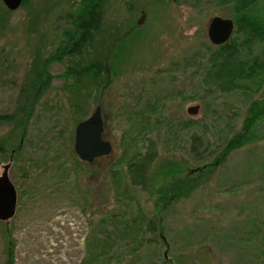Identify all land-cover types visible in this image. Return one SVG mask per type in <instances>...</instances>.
I'll list each match as a JSON object with an SVG mask.
<instances>
[{"label": "rangeland", "instance_id": "1", "mask_svg": "<svg viewBox=\"0 0 264 264\" xmlns=\"http://www.w3.org/2000/svg\"><path fill=\"white\" fill-rule=\"evenodd\" d=\"M255 1L108 0L106 31L122 33L134 21L139 32L121 47L109 86L81 100L84 115L69 101L60 79L40 99L21 156L9 169L18 198L15 216L0 222V264H7L9 244L13 264H85L89 254L98 258L96 264H130L132 259L137 264H264V115L253 124L248 144L208 177L197 178V187L168 209L162 240L130 255L134 244L122 233L124 226L107 236L111 227L101 224L114 208L103 167L144 152L150 141L157 154L151 174L166 161L188 160L189 170L201 167L205 162L189 155L190 136L209 143L211 162L242 129L253 104L264 103V69L233 86L206 82L203 68L205 46L211 45L210 19L233 20L240 6L263 18L264 0ZM73 2L22 0L9 11L0 0V116L14 111L18 92L56 53L66 19L76 8ZM240 55L243 61L263 62V44L253 41ZM67 63H53L49 72L60 75ZM97 106L111 160L99 159L77 171L72 159L77 119L89 118ZM191 107L198 108L195 114L187 113ZM187 121L193 126L187 128ZM7 135V126L0 124V137ZM6 157H0V174ZM88 172L98 175L89 179ZM132 193L151 217L149 191ZM115 212L123 214L121 207Z\"/></svg>", "mask_w": 264, "mask_h": 264}, {"label": "trees", "instance_id": "2", "mask_svg": "<svg viewBox=\"0 0 264 264\" xmlns=\"http://www.w3.org/2000/svg\"><path fill=\"white\" fill-rule=\"evenodd\" d=\"M107 2L108 0H76L73 2L76 8L66 19L68 26L62 30L63 38L59 42L56 53L42 61L41 68L32 73L27 87L18 92L14 111L11 114L0 116V124L8 128V135L0 137V157H3L4 161L7 160L6 156L14 161L21 156L23 141L28 134V123L39 106L40 99L52 87L54 79L63 81L64 89L69 94V101L75 103L74 108L82 115H84L86 105L81 100L89 97L93 91L101 92L109 86L110 77L121 59V47H125L133 35L138 34L139 29L137 22L132 21L126 25V31L122 33L118 29L115 34L113 31L112 33L106 31L104 18ZM235 9L234 34L238 37L232 35L233 37L221 46H213L210 42L211 45L205 46L206 60L203 68L207 78L206 82L233 85L235 80L249 78L264 69V61L260 62L255 57L252 61L249 59L243 61L240 55L242 48L249 46L253 41L262 43L264 47V17L256 16L250 8L245 9L240 6ZM239 36L242 37L241 41ZM65 60H68V63L64 72L53 76L49 72L50 65L62 63ZM247 113L249 117L244 121L242 129L226 141L211 162L208 159L213 154V150H209V143H203L196 134L190 136L189 155L194 162H205L201 167L189 170L188 160L166 161L156 169L154 174H151V167L157 159L155 144L152 141L147 144L144 152H138L129 158H120L109 163L106 168L103 167L104 176L110 182L107 193L111 195L114 204V208L105 213L107 217L101 223H108L111 227L112 233L107 236L115 233L122 224L124 226L122 233L127 236L130 244H134L128 253L130 255L135 254L142 247L156 243L159 239L162 240L165 233L163 221L168 209L178 201L177 199L187 196L197 187V178L208 177L214 169L226 161L228 155L249 143L253 124L257 118L264 115V103L261 105L254 103ZM83 118L84 116L79 117L77 124L86 120ZM185 123L187 128L194 124L190 121ZM63 133H65L64 130L59 131L60 139ZM72 159L74 168L81 171L83 165L91 166L99 159L110 161L111 153L99 157L92 163H85L76 153L72 155ZM121 164L123 166L118 167ZM87 174L90 175L89 179L98 175L95 172ZM135 188L142 191L147 190L152 195L153 214L151 217H148L140 205L135 202L132 193ZM117 207L122 208V215L115 212ZM133 207L137 210L136 213ZM97 231L101 232L100 227ZM97 260L96 256L89 254L84 263L96 264ZM7 264H13L11 244L8 246ZM130 264H137V262L132 259ZM163 264L171 263L163 261Z\"/></svg>", "mask_w": 264, "mask_h": 264}, {"label": "water", "instance_id": "3", "mask_svg": "<svg viewBox=\"0 0 264 264\" xmlns=\"http://www.w3.org/2000/svg\"><path fill=\"white\" fill-rule=\"evenodd\" d=\"M10 11L16 10L22 0H2ZM235 24L232 19L215 16L210 19L207 26L208 41L214 46L227 43L233 35ZM101 108L97 106L91 116L77 124L74 131V153L85 163H92L101 156H107L112 151L109 141L102 138L103 120ZM197 107L187 109L188 114H195ZM12 158L2 166L0 174V222L7 223L15 216L17 208V192L9 178V169Z\"/></svg>", "mask_w": 264, "mask_h": 264}]
</instances>
